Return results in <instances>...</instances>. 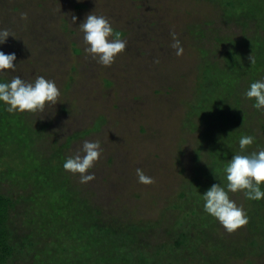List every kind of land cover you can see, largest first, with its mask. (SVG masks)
<instances>
[{
  "label": "rangeland",
  "instance_id": "374dc122",
  "mask_svg": "<svg viewBox=\"0 0 264 264\" xmlns=\"http://www.w3.org/2000/svg\"><path fill=\"white\" fill-rule=\"evenodd\" d=\"M90 13L108 18L126 41L111 66L84 51L79 25ZM0 29L13 35L0 51L16 56L15 71H0V83L43 76L60 90L58 102L43 112L6 115H13L19 131L22 119L15 113L23 115L24 137L31 136L36 159L60 152L57 181L64 187L51 193L70 196H43L20 234L68 232L98 208L108 222L148 226L143 239L162 242L180 214L174 206L194 164L206 160L207 139L216 141L220 169L241 154L242 136L254 137L243 154L264 149V109H255V100L245 96L253 82L264 81V0H0ZM173 33L184 49L180 56L172 47ZM37 126L44 128L40 135ZM85 140H99L103 151L88 170L95 179L80 183V174L63 164ZM15 147L0 143V174L6 176L0 192L36 194L32 182L11 176L22 171ZM138 168L155 183H139ZM229 196L244 207L243 192ZM214 232L228 241L247 236L246 226L228 233L219 222ZM50 236L42 238L43 246L56 240ZM228 264H264V253Z\"/></svg>",
  "mask_w": 264,
  "mask_h": 264
},
{
  "label": "trees",
  "instance_id": "16d2710c",
  "mask_svg": "<svg viewBox=\"0 0 264 264\" xmlns=\"http://www.w3.org/2000/svg\"><path fill=\"white\" fill-rule=\"evenodd\" d=\"M2 108L0 143L16 145L18 157L22 159V171H14L11 176L20 175L32 182L37 195L0 192V264H228L232 258L264 253V199L255 201L245 197L243 209L249 222L247 236L242 240L228 241L223 234L214 235L218 220L204 210L202 195L213 184L226 186V174L217 165L216 141L209 139L206 160L194 164L189 182L182 187L174 206L180 214L165 230L162 242L150 244L143 239L148 226L108 222L98 208H94L90 217L71 225L68 232L53 228L49 233L32 229L20 234L21 225L26 227L24 218L31 219L33 206L45 200L43 196L51 200H66L70 196L64 192L60 198L51 193L58 185L64 187L57 181L62 165L60 152L55 151L49 159H36L31 136L24 137L27 129L23 115L15 113L22 119L19 131L12 125L13 115L7 119L8 111ZM37 127L40 135L44 128ZM220 161L227 160L220 158ZM4 178L0 174V182ZM261 190L264 191V185ZM52 232L56 240L48 247L43 246L42 238H51Z\"/></svg>",
  "mask_w": 264,
  "mask_h": 264
},
{
  "label": "clouds",
  "instance_id": "9594fccd",
  "mask_svg": "<svg viewBox=\"0 0 264 264\" xmlns=\"http://www.w3.org/2000/svg\"><path fill=\"white\" fill-rule=\"evenodd\" d=\"M26 18V14H22ZM76 22V16L71 17V24ZM83 32V41L87 45L84 51L97 59L103 66H111L117 55L126 49V41L121 39L119 32H114L110 20L105 16L90 13L79 25ZM13 36L9 30L0 29V44L7 37ZM172 47L176 49V55L183 54L180 40L173 33ZM250 64H255V58L248 57ZM14 53L5 54L0 51V71H15ZM60 90L53 80L43 76L35 78L34 82H26L19 76L13 77L10 82L0 83V102H4L9 113L13 112H43L47 104L55 105L58 102ZM248 99H254L253 107L257 110L264 109V81H256L250 85L245 93ZM254 137L242 136L239 140L241 154H235L226 164V186L213 184L203 195L204 210L218 220L223 228L232 233L249 222V217L242 206H238L230 199L229 193L241 191L249 200L264 199V149L251 154H243L246 147L252 145ZM100 141L85 140L74 156H70L63 164V168L73 174H80V183H88L95 179V175L88 174L102 154ZM82 153V154H81ZM138 182L144 185L155 183L154 178L147 176L142 169L136 170Z\"/></svg>",
  "mask_w": 264,
  "mask_h": 264
}]
</instances>
